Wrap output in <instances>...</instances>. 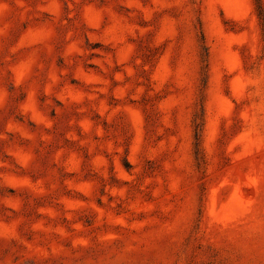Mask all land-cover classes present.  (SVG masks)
Listing matches in <instances>:
<instances>
[{"label": "rangeland", "instance_id": "1", "mask_svg": "<svg viewBox=\"0 0 264 264\" xmlns=\"http://www.w3.org/2000/svg\"><path fill=\"white\" fill-rule=\"evenodd\" d=\"M0 264H264V0H0Z\"/></svg>", "mask_w": 264, "mask_h": 264}]
</instances>
